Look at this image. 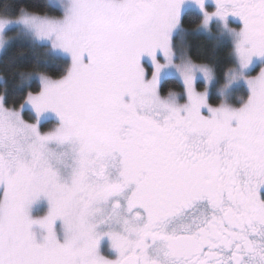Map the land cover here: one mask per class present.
Wrapping results in <instances>:
<instances>
[{
	"label": "snow or ice",
	"instance_id": "obj_1",
	"mask_svg": "<svg viewBox=\"0 0 264 264\" xmlns=\"http://www.w3.org/2000/svg\"><path fill=\"white\" fill-rule=\"evenodd\" d=\"M40 7L0 12V53L40 51L26 93L2 81L0 264H264V0ZM192 7L222 78L183 43Z\"/></svg>",
	"mask_w": 264,
	"mask_h": 264
},
{
	"label": "trees",
	"instance_id": "obj_2",
	"mask_svg": "<svg viewBox=\"0 0 264 264\" xmlns=\"http://www.w3.org/2000/svg\"><path fill=\"white\" fill-rule=\"evenodd\" d=\"M45 0H0V12L7 9L12 12V17L15 18L19 15L20 9L27 11H35L43 14L48 9L40 7ZM201 20V16L191 10H187L183 15V27L185 28L184 45L186 46L189 55L196 63H206L212 66L218 78H222L223 73L231 66L229 53L231 50L230 44L221 40L217 44V38L204 34L191 32ZM40 55L38 49L30 47V45L20 39L13 41L11 48L7 52L0 55V95L4 94L5 85L2 81L7 82V94L9 101L17 99L19 95L26 93L29 90L26 86H19L18 75L15 74V69L20 71H28L36 57ZM15 57L14 62L9 66L8 62ZM44 70L53 77H57L59 73L66 67L63 57H55L53 62L42 65ZM35 82L31 87H35ZM167 88L178 90L176 84L169 81L166 85Z\"/></svg>",
	"mask_w": 264,
	"mask_h": 264
},
{
	"label": "rangeland",
	"instance_id": "obj_3",
	"mask_svg": "<svg viewBox=\"0 0 264 264\" xmlns=\"http://www.w3.org/2000/svg\"><path fill=\"white\" fill-rule=\"evenodd\" d=\"M187 10H191V11H194V12H196V13H198L199 15H200V13L194 8V7H192V8H188V9H186L185 11H187ZM201 16V15H200ZM16 18V17H15ZM15 18H12V19H15ZM233 27L235 26V24H233L232 25ZM212 31H213V34L212 35H209L206 31H204L202 28H201V20H200V23L191 31V32H193V33H199V34H204V35H208V36H213V37H216V35H215V33H216V28H215V24L213 23V25H212ZM12 35L14 36L15 35V33L13 32L12 33ZM217 38V37H216ZM18 40H20V39H18ZM225 41H227V40H225ZM228 42V41H227ZM229 43V42H228ZM230 44V43H229ZM0 55H1V53H0ZM255 74V73H254ZM201 91H203V88H201L200 89ZM240 91L242 92L243 91V89H240ZM210 97H214V93L212 92V90H210ZM216 102H218L216 99H213V103H216ZM24 117H25V119H29V117H30V113H28V112H25L24 113ZM49 127H51V124L50 123H48V124H46V126H45V130H47V128H49ZM38 214H42V213H38Z\"/></svg>",
	"mask_w": 264,
	"mask_h": 264
}]
</instances>
